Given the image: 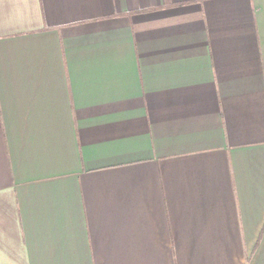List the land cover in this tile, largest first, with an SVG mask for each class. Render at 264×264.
<instances>
[{
    "label": "crops",
    "instance_id": "1",
    "mask_svg": "<svg viewBox=\"0 0 264 264\" xmlns=\"http://www.w3.org/2000/svg\"><path fill=\"white\" fill-rule=\"evenodd\" d=\"M0 264H264V0H0Z\"/></svg>",
    "mask_w": 264,
    "mask_h": 264
}]
</instances>
